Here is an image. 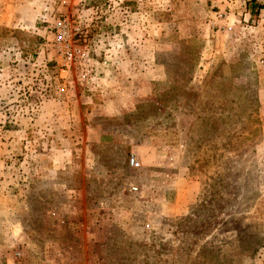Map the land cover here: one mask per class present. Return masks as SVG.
I'll list each match as a JSON object with an SVG mask.
<instances>
[{
	"label": "rangeland",
	"instance_id": "rangeland-1",
	"mask_svg": "<svg viewBox=\"0 0 264 264\" xmlns=\"http://www.w3.org/2000/svg\"><path fill=\"white\" fill-rule=\"evenodd\" d=\"M9 260L264 264V9L0 0Z\"/></svg>",
	"mask_w": 264,
	"mask_h": 264
},
{
	"label": "built area",
	"instance_id": "built-area-1",
	"mask_svg": "<svg viewBox=\"0 0 264 264\" xmlns=\"http://www.w3.org/2000/svg\"><path fill=\"white\" fill-rule=\"evenodd\" d=\"M56 32H57L56 40L59 46V51H61L63 55L66 56L67 62H65L64 65H65V68L68 69L70 67V61L73 60L74 58L75 59L77 58L76 53H75L76 49H73L71 39L67 32L66 24L58 23L56 25ZM129 163L133 167H139L141 164L138 157L135 154L131 155ZM133 190H136V188L133 187Z\"/></svg>",
	"mask_w": 264,
	"mask_h": 264
},
{
	"label": "trees",
	"instance_id": "trees-1",
	"mask_svg": "<svg viewBox=\"0 0 264 264\" xmlns=\"http://www.w3.org/2000/svg\"><path fill=\"white\" fill-rule=\"evenodd\" d=\"M247 8L250 10L252 16L259 15L260 11L264 9V3L259 2L258 0H247ZM4 30H8L5 28ZM13 35H16L17 31L11 30Z\"/></svg>",
	"mask_w": 264,
	"mask_h": 264
},
{
	"label": "crops",
	"instance_id": "crops-1",
	"mask_svg": "<svg viewBox=\"0 0 264 264\" xmlns=\"http://www.w3.org/2000/svg\"><path fill=\"white\" fill-rule=\"evenodd\" d=\"M28 4H30V2H28ZM9 261H10V260H9ZM11 261H13V260H11ZM11 261H10V262H11ZM10 262H9V263H10ZM12 263H13V264H16V261L14 260ZM51 263H52V262H51ZM17 264H18V263H17ZM21 264H22V263H21Z\"/></svg>",
	"mask_w": 264,
	"mask_h": 264
}]
</instances>
